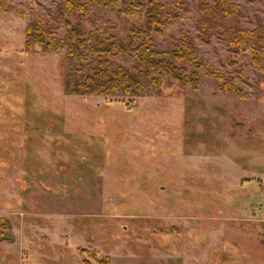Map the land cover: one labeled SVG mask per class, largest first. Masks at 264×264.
Segmentation results:
<instances>
[{"label":"rangeland","instance_id":"374dc122","mask_svg":"<svg viewBox=\"0 0 264 264\" xmlns=\"http://www.w3.org/2000/svg\"><path fill=\"white\" fill-rule=\"evenodd\" d=\"M6 1L22 13L0 10V235L13 233L1 264H264V74L251 50L198 30L212 1L163 0L171 23L151 35L160 50L193 39L239 95L204 68L198 88L141 75L137 96L70 93L65 51L24 45L33 10L64 33L59 0ZM127 1L90 14L125 38L146 22ZM231 1L264 28V0Z\"/></svg>","mask_w":264,"mask_h":264},{"label":"trees","instance_id":"16d2710c","mask_svg":"<svg viewBox=\"0 0 264 264\" xmlns=\"http://www.w3.org/2000/svg\"><path fill=\"white\" fill-rule=\"evenodd\" d=\"M118 1L59 0L58 10L65 22L63 34L59 23L45 19L33 10L31 20L24 30L25 48L37 45L44 52L65 51L69 73H72L66 88L73 94L110 97L117 92H124L137 96L144 89L141 75L154 86L160 85L163 76H169L182 86L198 88L201 78L197 69L204 68L208 76L223 81L224 89L233 90L239 95V87L233 84V78L202 60L193 39L170 36L173 42L170 50L156 47L151 33L163 35L172 18L168 4L163 0H129L124 3V10L131 14H143L145 10L146 19L144 27H133L125 38L118 36L115 23L101 15L90 14L94 6L111 11ZM211 1L202 9L203 15L197 23L198 30L205 36L223 34L229 44L235 45L233 52L236 54L251 50L252 60L264 74V28L258 26L250 29L242 25L240 9L231 0ZM0 10L22 13L6 0H0ZM75 13L78 19L76 22L69 18ZM84 23L90 24L92 31L85 32ZM119 56L132 60L133 65L128 68L116 62L114 59ZM189 66H194L195 70L188 72ZM5 222L9 223V220ZM7 226L10 227V223ZM98 261L100 264H108L110 257L102 255Z\"/></svg>","mask_w":264,"mask_h":264},{"label":"crops","instance_id":"0c3cea01","mask_svg":"<svg viewBox=\"0 0 264 264\" xmlns=\"http://www.w3.org/2000/svg\"><path fill=\"white\" fill-rule=\"evenodd\" d=\"M12 229V228H11ZM8 231V230H6ZM12 232V230H11ZM8 234V233H7ZM13 235V233L11 234V236ZM9 235H0V264H1V259L3 258V256L7 257L8 252L9 251V247H8V243H6V241H10L12 240ZM9 239V240H8ZM30 264V263H29Z\"/></svg>","mask_w":264,"mask_h":264}]
</instances>
